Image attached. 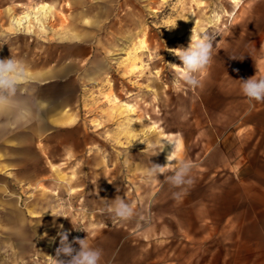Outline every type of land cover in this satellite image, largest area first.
I'll list each match as a JSON object with an SVG mask.
<instances>
[{
  "label": "rangeland",
  "instance_id": "rangeland-1",
  "mask_svg": "<svg viewBox=\"0 0 264 264\" xmlns=\"http://www.w3.org/2000/svg\"><path fill=\"white\" fill-rule=\"evenodd\" d=\"M192 29L214 37L195 89L170 51ZM9 57L39 118L0 115V264H52L61 231L100 264H264V102L240 87L264 65V0H0ZM169 140L194 164L179 198L145 176Z\"/></svg>",
  "mask_w": 264,
  "mask_h": 264
},
{
  "label": "clouds",
  "instance_id": "clouds-1",
  "mask_svg": "<svg viewBox=\"0 0 264 264\" xmlns=\"http://www.w3.org/2000/svg\"><path fill=\"white\" fill-rule=\"evenodd\" d=\"M213 48V36L206 33L197 34L192 29L188 47L180 46L170 49L182 62L178 66L181 69L178 72L180 85L192 89L202 87L199 74L212 64ZM25 77L26 69L22 62L12 57L0 59V115L10 114L14 124L27 125L39 118V114L34 111L23 90ZM240 81L242 94L249 102H264V77L257 78L254 75ZM168 142L174 145V150L166 157L167 163L162 166L150 160V167L145 169V176L149 180H158L157 177L163 174V182L168 183L174 189H178V191L173 192V196L179 198L186 187L194 182L191 177L194 164L191 160L182 158V149L177 141L169 140ZM153 148L155 149L156 146L153 145ZM163 150L164 144L155 152V155ZM173 160L176 163H171ZM169 172L171 174H168ZM111 201L108 207L117 219L131 221L137 215L136 209L124 198L117 195ZM53 216L60 217L59 215ZM57 235L59 236V247L56 248L55 256L50 257L52 264H100L103 256L102 250L91 246L86 238H74L69 242L68 232L61 231ZM52 239L55 240V238ZM73 245H79V247Z\"/></svg>",
  "mask_w": 264,
  "mask_h": 264
},
{
  "label": "bare ground",
  "instance_id": "bare-ground-1",
  "mask_svg": "<svg viewBox=\"0 0 264 264\" xmlns=\"http://www.w3.org/2000/svg\"><path fill=\"white\" fill-rule=\"evenodd\" d=\"M39 10H40V13H44V14H48V12H49L48 6H41L39 8ZM34 17H36L35 14H33V15L32 14L31 15H29V14L24 15L23 17L15 20L14 24H15V26L17 28H22L24 24L28 23Z\"/></svg>",
  "mask_w": 264,
  "mask_h": 264
},
{
  "label": "crops",
  "instance_id": "crops-1",
  "mask_svg": "<svg viewBox=\"0 0 264 264\" xmlns=\"http://www.w3.org/2000/svg\"><path fill=\"white\" fill-rule=\"evenodd\" d=\"M255 71H256L255 72V75H256L257 78L264 77V65H261V66L258 65V67L255 69ZM60 105L61 106H59V111H60L59 112V120L62 118V116L60 115V113L63 110L62 104H60ZM60 108H62V110H60Z\"/></svg>",
  "mask_w": 264,
  "mask_h": 264
}]
</instances>
